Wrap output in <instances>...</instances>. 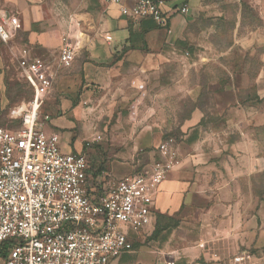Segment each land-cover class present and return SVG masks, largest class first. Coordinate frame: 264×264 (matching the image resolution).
I'll return each instance as SVG.
<instances>
[{
    "label": "rangeland",
    "instance_id": "rangeland-1",
    "mask_svg": "<svg viewBox=\"0 0 264 264\" xmlns=\"http://www.w3.org/2000/svg\"><path fill=\"white\" fill-rule=\"evenodd\" d=\"M42 1L54 7L78 51L74 70H66L79 82L62 92L58 75L65 73L59 69L42 106L41 118L50 117L48 127L63 141L81 149L94 168L103 165L109 178H120L110 170L113 162L131 165L133 173L159 159V145L172 141L174 168L193 156L199 165L229 163L232 172L242 173L243 191L264 203V0H185L189 11L177 30L168 29L149 48L143 38L148 22L130 19L128 38L117 39L98 0ZM107 35L120 41L112 44L115 50L143 48L144 60L132 67L116 51L100 74L94 54L110 44ZM31 95L15 71L0 98L7 104ZM161 213L145 231L123 227L131 234L124 264H190L198 258L228 264L231 257L215 256L223 247L217 230L227 212L214 213L211 202H200L174 217ZM239 251L247 264H264V248L242 245Z\"/></svg>",
    "mask_w": 264,
    "mask_h": 264
},
{
    "label": "built area",
    "instance_id": "built-area-1",
    "mask_svg": "<svg viewBox=\"0 0 264 264\" xmlns=\"http://www.w3.org/2000/svg\"><path fill=\"white\" fill-rule=\"evenodd\" d=\"M98 1L161 29L170 27L174 14L189 9L184 2L167 11V0ZM16 29V18L1 14V41L8 43ZM62 40L60 66L71 68L78 51L68 35ZM19 67L32 97L0 107V264H124L131 234L123 227L139 233L154 225L159 188L175 165L172 141L159 145V159L109 178L105 169L92 168L83 151L65 152L61 134L47 128L50 117L41 118L56 70L41 58L22 59ZM4 116L18 124H2ZM247 261L241 253L228 264ZM190 264L208 263L198 258Z\"/></svg>",
    "mask_w": 264,
    "mask_h": 264
},
{
    "label": "crops",
    "instance_id": "crops-1",
    "mask_svg": "<svg viewBox=\"0 0 264 264\" xmlns=\"http://www.w3.org/2000/svg\"><path fill=\"white\" fill-rule=\"evenodd\" d=\"M181 2L186 3L185 0H167L166 10L172 11L174 5ZM106 8L109 12L108 23L111 31L116 30L121 34V36L118 34L117 37L114 35L115 38L120 40L128 38V24L132 18L123 17L117 6H106ZM3 13H9L10 16L16 18L17 29L8 43H4L0 39V96H3L6 83L15 71L22 77L19 62L22 59L33 60L35 58H41L50 68H54L56 73L59 69L61 73H65L58 75V89L62 92L72 91L73 89H68L69 84L78 83L79 76L67 75L70 70L66 69L70 68L63 69L60 66L59 57L65 25L58 20L54 7L42 0H0V22ZM180 16L182 14L172 16L168 29L177 30V24L182 20ZM148 21L150 20L142 22ZM168 29L156 28L146 31L143 38L147 47H153L168 32ZM107 42L110 44L105 46V50L99 49V55L94 54V58L99 61L100 74L103 73V64L113 60L116 51L123 53L121 62H125L132 67H135L145 58L142 52L143 48L134 47L115 50L114 47L117 45L112 44L120 41H115L113 36L112 40H107ZM8 104H4L0 98L2 109H5ZM7 121H3L2 118L1 123L11 126L12 124ZM47 128L56 131L52 127H48V124ZM67 141L62 140V147L65 152L82 151L78 147L74 150ZM197 165H199V158L193 156L192 161L191 159L180 160L176 167L168 173L156 197L157 213L162 212L161 214L165 216L174 217L176 213H179L185 207L200 204V202H211L214 213L227 212L226 218L217 230V239L219 240L217 243H222L223 247H219L217 253H215L216 259L230 258L232 255H237L240 253L239 248L242 245L246 248L263 249L264 203H256L251 195L243 191L239 181L242 173L232 172L229 163L224 165L218 162H208L199 165L196 169ZM110 170L113 175L121 178V176L124 177L130 174L132 167L129 164L123 166L113 162L110 165ZM227 170H229V175L226 178L225 172ZM230 177H233V182L231 181L228 184L226 181ZM210 219L211 215L208 221ZM243 252L247 253L246 250ZM213 258L215 257L210 256V260H215Z\"/></svg>",
    "mask_w": 264,
    "mask_h": 264
},
{
    "label": "trees",
    "instance_id": "trees-1",
    "mask_svg": "<svg viewBox=\"0 0 264 264\" xmlns=\"http://www.w3.org/2000/svg\"><path fill=\"white\" fill-rule=\"evenodd\" d=\"M149 22V28L146 30V31H149V30H152V29H156V28H159L153 21H148ZM31 97H32V95H31ZM30 97V98H31ZM21 101V99H19V100H16V101H14V102H12V103H9L8 104V106L9 105H13V104H16V103H18V102H20ZM4 115H6V112H5V114ZM5 117V116H4ZM18 123L17 122H15V124H12L11 126H14V125H17ZM92 168L93 169H97V172H99V171H102V170H104L105 168L103 167V165L101 166V165H99V167L98 168H94L93 167V165H92ZM159 213H157L156 214V217H157V215H158Z\"/></svg>",
    "mask_w": 264,
    "mask_h": 264
}]
</instances>
